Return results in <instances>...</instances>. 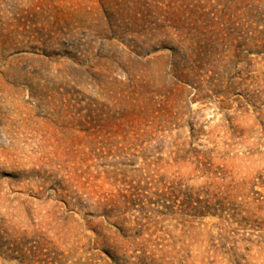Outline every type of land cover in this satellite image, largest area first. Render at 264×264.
I'll list each match as a JSON object with an SVG mask.
<instances>
[{
  "label": "rangeland",
  "instance_id": "rangeland-1",
  "mask_svg": "<svg viewBox=\"0 0 264 264\" xmlns=\"http://www.w3.org/2000/svg\"><path fill=\"white\" fill-rule=\"evenodd\" d=\"M264 0H0V264H264Z\"/></svg>",
  "mask_w": 264,
  "mask_h": 264
},
{
  "label": "trees",
  "instance_id": "trees-1",
  "mask_svg": "<svg viewBox=\"0 0 264 264\" xmlns=\"http://www.w3.org/2000/svg\"><path fill=\"white\" fill-rule=\"evenodd\" d=\"M264 36V32H260ZM263 41V48H264V38L262 39Z\"/></svg>",
  "mask_w": 264,
  "mask_h": 264
}]
</instances>
